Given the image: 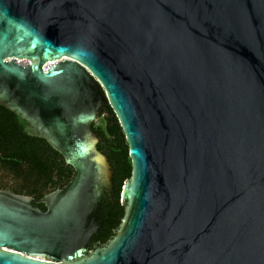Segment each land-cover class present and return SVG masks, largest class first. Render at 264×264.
<instances>
[{"label": "water", "instance_id": "1", "mask_svg": "<svg viewBox=\"0 0 264 264\" xmlns=\"http://www.w3.org/2000/svg\"><path fill=\"white\" fill-rule=\"evenodd\" d=\"M107 103L125 215L64 264H264V0H0V104L74 169L39 200L0 172V264L84 256L112 189L91 129Z\"/></svg>", "mask_w": 264, "mask_h": 264}, {"label": "trees", "instance_id": "2", "mask_svg": "<svg viewBox=\"0 0 264 264\" xmlns=\"http://www.w3.org/2000/svg\"><path fill=\"white\" fill-rule=\"evenodd\" d=\"M91 129L98 138L97 148L107 158L112 170V189L106 190L92 216L95 232L88 240L84 256L105 247L119 229L127 207L121 199L124 182L130 178L132 164L128 145L110 103L99 110ZM0 172L11 177L12 192L39 200L43 195L62 188L74 175L63 155L44 138L31 135L26 123L12 110L0 104ZM31 204L44 211L42 202Z\"/></svg>", "mask_w": 264, "mask_h": 264}, {"label": "rangeland", "instance_id": "3", "mask_svg": "<svg viewBox=\"0 0 264 264\" xmlns=\"http://www.w3.org/2000/svg\"><path fill=\"white\" fill-rule=\"evenodd\" d=\"M24 257L30 258V259H34L37 261H41V262H45V263H52V264H64V263H73L75 261H81L85 259V256H80L77 259H72V260H62V261H56V260H52L51 258H49L46 255L43 254H30V253H22L21 254Z\"/></svg>", "mask_w": 264, "mask_h": 264}, {"label": "built area", "instance_id": "4", "mask_svg": "<svg viewBox=\"0 0 264 264\" xmlns=\"http://www.w3.org/2000/svg\"><path fill=\"white\" fill-rule=\"evenodd\" d=\"M18 62H22V63H25V62H27V60H17Z\"/></svg>", "mask_w": 264, "mask_h": 264}, {"label": "bare ground", "instance_id": "5", "mask_svg": "<svg viewBox=\"0 0 264 264\" xmlns=\"http://www.w3.org/2000/svg\"><path fill=\"white\" fill-rule=\"evenodd\" d=\"M63 58H66L67 59V57H63Z\"/></svg>", "mask_w": 264, "mask_h": 264}]
</instances>
